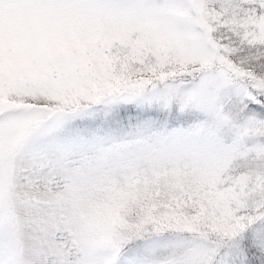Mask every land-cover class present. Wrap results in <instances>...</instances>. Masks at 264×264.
<instances>
[{
  "label": "rangeland",
  "instance_id": "rangeland-1",
  "mask_svg": "<svg viewBox=\"0 0 264 264\" xmlns=\"http://www.w3.org/2000/svg\"><path fill=\"white\" fill-rule=\"evenodd\" d=\"M257 46L264 0H0V264L264 254Z\"/></svg>",
  "mask_w": 264,
  "mask_h": 264
},
{
  "label": "trees",
  "instance_id": "trees-1",
  "mask_svg": "<svg viewBox=\"0 0 264 264\" xmlns=\"http://www.w3.org/2000/svg\"><path fill=\"white\" fill-rule=\"evenodd\" d=\"M252 52L254 53V57L252 59L254 67L257 68L258 72L264 74V47L259 48L257 46V48L255 47ZM245 247H248V244L244 246V251L247 256V263L245 264H264V254L258 248H250L247 252ZM255 250L256 254L253 255Z\"/></svg>",
  "mask_w": 264,
  "mask_h": 264
}]
</instances>
